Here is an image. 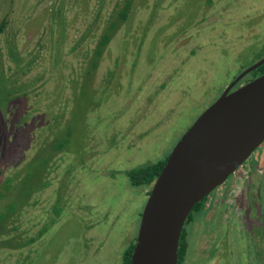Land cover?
<instances>
[{
  "label": "rangeland",
  "instance_id": "rangeland-1",
  "mask_svg": "<svg viewBox=\"0 0 264 264\" xmlns=\"http://www.w3.org/2000/svg\"><path fill=\"white\" fill-rule=\"evenodd\" d=\"M123 1L0 0V183L25 168L35 190L18 186L24 205L2 236L25 246L0 245V264H124L153 185H133L128 171L168 158L264 55V0H135L109 30ZM254 157L264 171V142L184 225L193 240L211 227L233 264H264V200L258 209L238 197L251 182L264 199Z\"/></svg>",
  "mask_w": 264,
  "mask_h": 264
},
{
  "label": "water",
  "instance_id": "water-1",
  "mask_svg": "<svg viewBox=\"0 0 264 264\" xmlns=\"http://www.w3.org/2000/svg\"><path fill=\"white\" fill-rule=\"evenodd\" d=\"M237 77L186 131L155 179L130 264H177L194 206L222 185L264 142V74L230 92Z\"/></svg>",
  "mask_w": 264,
  "mask_h": 264
},
{
  "label": "trees",
  "instance_id": "trees-1",
  "mask_svg": "<svg viewBox=\"0 0 264 264\" xmlns=\"http://www.w3.org/2000/svg\"><path fill=\"white\" fill-rule=\"evenodd\" d=\"M134 1L135 0H124L122 5L118 9H117V7L112 9L111 12H112L114 19L111 21V23L108 27L109 30H112L117 26V21L123 22V21H126L128 19L130 11L132 9V6L134 4ZM6 27H7V21L1 20L0 21V37L4 33ZM110 40H111V34L110 33L106 32L102 35V37L99 41V44L97 46V49L95 50L97 52V54H100L102 52V50L106 47V45L110 42ZM261 68L264 69V65ZM166 160H167V158H165L163 160H159L155 163L144 164V165H141V166H138L136 168L129 170L128 171L129 178H130L131 182L133 183V185L139 186V185L153 184L155 179L157 178V176L161 172L162 168L164 167ZM26 165H27V163H26ZM12 179H13V176L8 175L0 183V237H2L0 245H2V246L6 245V244H12V240L3 238V236H5L4 234H2L3 228H4L5 224L7 223V221L16 222V220H13V218L21 209V207L20 208H18V207L20 204L22 206L24 205V203H23L24 197H21V194L18 191L19 184L20 183L25 184V187L28 188L27 194L28 195L30 194V196L35 191L34 189L29 188V186H28V174L25 172V168H24V172L22 175V179L16 180L14 183H11L10 181ZM8 191H11L12 193H14L15 196H13L12 200H10L9 202H5V201H3V199L6 197ZM27 194H26V196H27ZM30 196H29V198H30ZM206 197L202 201H204L206 199ZM202 201L197 203L194 206L193 210H195V208L197 206H199ZM13 227L16 228L15 223L11 226V228H13ZM257 229H258V235L262 236L261 229L259 227ZM263 234H264V229H263ZM263 237H264V235H263ZM34 240H35L34 238H30L29 242L27 244L32 243ZM184 241H185L184 240V233H182L181 238H180L179 255L181 254V249H183L182 246L184 244ZM12 245H14L15 248H20V247L25 246V245H21V244L19 245L17 243H13ZM133 247L134 246L132 244L125 251V253L123 255L124 264L129 263Z\"/></svg>",
  "mask_w": 264,
  "mask_h": 264
},
{
  "label": "flooded vegetation",
  "instance_id": "flooded-vegetation-1",
  "mask_svg": "<svg viewBox=\"0 0 264 264\" xmlns=\"http://www.w3.org/2000/svg\"><path fill=\"white\" fill-rule=\"evenodd\" d=\"M262 58H264V55L261 56L259 59H256V60L252 61L250 65H243L240 68V70L238 71V73L233 77V79H232V81L230 83H232L244 71H246L249 67H251L252 65L257 63L258 61H260ZM263 65H264V63L261 64L260 66L256 67V68H254L250 72L246 73L244 76H242V78L239 80V82H237V84L235 86H233V88L230 90V92L235 90V89H237V88H239L240 86H242V85H244V84H246V83H248V82H250V81H252V80H254V79L258 78V77H260L261 75H263L264 74V69L261 68ZM230 83H228L226 85L224 90H222V93L225 92V90L228 88ZM260 162H261V160H259V158L254 157V159L252 160V168L250 170V175H251V171L253 169H256V171H257V169H258V171L260 169V171L262 173V178L260 179V181L262 183H264V171L261 168H258ZM247 183L248 182H245V185ZM249 184H251V187L245 188V189L241 188L240 193L238 195L239 201L240 202L247 201V205H248V203H249V205L251 207H255L257 205L258 209H260V206H261L260 203H263V200H264L262 194H260V191H258V189L260 187L258 189H256V192H254L253 189H252L253 188L252 183L249 182ZM218 199L219 198H214L212 200L213 204L217 203ZM252 203H254V204L252 205ZM246 212L247 213L249 212L251 214V210L249 211L248 208H247ZM259 213H260V210L257 211V216L258 217H259ZM211 217H212V215L209 216V218H211ZM188 218H189V216H188ZM233 223L235 224V220L233 218L232 213H229V220L226 221L223 224L228 226V227H230ZM185 224H186V222H185ZM184 227H183L182 233H184V240L185 241H184V244L182 246L183 249H181V254L180 255H179V251H178L177 264H204V263L212 264V261H214V263L216 261V264H224V262L225 263H229L228 258L226 257V255H224L225 254V249H223L224 246L222 244H221V246H220V244H217L216 243V239L214 237H212V239H210V237L213 234L212 231H211V227H210V232L206 233L203 230V228H204L203 224H200L198 226V230L200 229L201 233L198 236L196 234L197 237H195L194 240L192 239L189 231L186 230V228H184ZM214 236H215V234H214ZM136 240H137V237H136ZM136 240L134 241L133 246H135ZM215 244H217L218 246H216ZM179 246H180V244H179ZM133 249H134V247H133ZM198 250L201 251V253H203L204 256H201L199 258L198 262L194 263V262H192V259H193L194 255H195V253L198 252ZM132 252H133V250H132ZM132 252H131V256H132ZM262 253L263 252L258 251V250L255 252L256 256H258L260 259H262L264 257V255L260 256V254H262ZM208 255H211L210 258H207ZM131 256H130V260H131ZM212 257H213V260H210ZM128 264H130V261H129ZM229 264H233V262L229 263ZM260 264H262L261 260H260Z\"/></svg>",
  "mask_w": 264,
  "mask_h": 264
}]
</instances>
